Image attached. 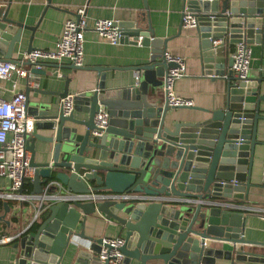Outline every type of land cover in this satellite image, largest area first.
<instances>
[{
	"label": "water",
	"instance_id": "obj_1",
	"mask_svg": "<svg viewBox=\"0 0 264 264\" xmlns=\"http://www.w3.org/2000/svg\"><path fill=\"white\" fill-rule=\"evenodd\" d=\"M12 2L0 0V61H15V47L23 31L36 29L9 16ZM187 4L198 18L205 72L227 79L224 107L213 111L170 107L167 100L164 104L154 100L156 94L151 91L150 99L146 84L154 86L156 77L165 78L175 66L162 54L166 41L156 38L151 25L144 29L135 23L120 24L121 42L132 37L131 43L141 40L152 48L150 63L138 67L144 82L118 90L106 89L102 82L94 91L80 94L77 100L87 106H75V110L86 112L87 120L76 119L74 112L50 114L42 104L26 101L28 113L51 119L53 132L49 138L36 137L53 144L49 160L44 162H36L35 139L26 137L35 170L32 195L43 194L54 179L69 193L110 191L156 199L55 201L34 231L20 234L16 264H62L73 238L83 235L77 233L79 223L96 212L125 230L124 264H216L219 260L264 264V243L244 236L246 217L240 202L248 198L252 186L257 124L263 118L262 80H240L232 70L227 75L233 59L226 58L225 43H213L227 35L235 44L252 38L260 42L264 0H188ZM32 49L31 43L27 51ZM31 71L45 73L34 67ZM68 94L67 87L60 93L62 98ZM100 106L107 110L109 123L94 137ZM172 108L200 110L207 116L168 119ZM80 125L85 126L83 134L78 131ZM23 188L24 183L20 193ZM4 207L11 211L7 201ZM0 221L10 226L6 214L0 215Z\"/></svg>",
	"mask_w": 264,
	"mask_h": 264
},
{
	"label": "crops",
	"instance_id": "obj_2",
	"mask_svg": "<svg viewBox=\"0 0 264 264\" xmlns=\"http://www.w3.org/2000/svg\"><path fill=\"white\" fill-rule=\"evenodd\" d=\"M83 6L87 8L88 23L85 31V65L82 68H75L67 59L61 62L46 61L41 68L45 72L43 74L32 73V67L27 65V69L30 70L27 77L13 74L8 79L0 78V98L12 99L22 95L26 101H30V105L42 104V108L50 111V114H57L61 110L60 93L66 87L69 93L78 97L82 93L94 91L102 82L109 90L139 86L145 78L138 67L150 63L152 48L144 46L141 41L138 44L131 43L132 37L128 42H121L118 45L102 38L94 30V21L110 19L119 24L135 23L136 26L144 29L151 25L156 38L166 41L164 47L166 53L181 57L186 62V75L175 81V93L192 100L194 107L204 110L213 111L224 107L227 79L222 76L213 77L205 72L201 33L198 27H183L185 0H13L9 16L36 28L34 32L26 29L23 31L21 42L15 47L13 58L22 56L31 43L34 48L53 47L63 33L65 21L75 17L77 10ZM261 35L260 42L255 38L246 42L252 47L249 78L262 80L259 94L264 95V19ZM223 41H225L226 58H232L236 44L230 42L228 35ZM220 45L223 44H218ZM162 50L158 52L161 54ZM162 54L164 56V53ZM102 68L105 69L98 70ZM230 71L231 68L227 67V75ZM155 80V87L146 84L149 98H153L150 91L154 92L156 95L153 99L164 104L166 101L164 78L156 77ZM77 97L75 106L86 107L85 102H79ZM28 114L35 117V130L28 135V138L35 139L36 162L47 161L53 144L40 138H49L53 134L52 128L49 127L51 119L44 116L37 117L33 112ZM74 115L79 120L88 119V114L83 110H74ZM260 115L263 118L259 119L257 124L258 143L255 146L250 176L252 186L248 198L240 202L246 217L245 238L264 243V101L260 103ZM206 116L204 111L180 108H172L168 113V119L178 120L199 119ZM78 131L83 134L85 126H78ZM37 136L40 138H36ZM29 152L31 158L32 152ZM26 182H30L31 186L30 193L26 194L32 195L33 177L25 180L24 186ZM9 185L10 180L0 176V193L6 192ZM6 201L11 207L10 212H6L4 207ZM35 204L36 202L0 197V215L6 214V220L10 221V226L0 221L1 232L4 236L14 237L10 242L0 244V264H16L20 257L18 242L21 237L29 231H34L42 221L46 210L33 222ZM23 231L26 232L20 235ZM77 233L83 235L73 238L63 256L62 264H104L99 258L101 245L99 240L103 237H125V230L120 224L106 219L98 212L88 216L83 224L80 222ZM210 244L208 240V245ZM216 264H231V262L219 260Z\"/></svg>",
	"mask_w": 264,
	"mask_h": 264
},
{
	"label": "built area",
	"instance_id": "obj_3",
	"mask_svg": "<svg viewBox=\"0 0 264 264\" xmlns=\"http://www.w3.org/2000/svg\"><path fill=\"white\" fill-rule=\"evenodd\" d=\"M185 0L183 11V27L197 28L198 18L190 10ZM87 8L83 6L77 10L75 17L65 21L63 33L51 48H34L17 57L13 62L0 61V78L8 79L13 74L27 77L30 70L27 65L36 69L43 68L46 61L61 62L69 60L77 67L85 65V31L88 28ZM94 30L110 42L118 45L121 43L123 29L115 20L97 19L94 21ZM141 40H139L140 42ZM138 42V43H139ZM223 39L214 40L215 45L224 44ZM167 62L175 64L169 68L164 78L165 95L170 107L193 106L190 99L178 96L174 91V83L177 79L186 75L187 66L183 58L164 53ZM232 72L234 77L248 81L252 60V47L250 44L240 42L232 53ZM216 77V75H211ZM76 95L69 93L61 99V111L65 116L72 114L75 110ZM26 98L17 95L12 99L0 98V176L10 180L6 192L0 193V197L27 201L35 203L33 222L38 220L44 210L53 202H99L118 201L130 202L132 200L156 199L155 197L142 196L136 193H113L101 191L91 194H75L66 191V188L58 181H50L43 194L29 195L20 193L25 180L34 176V168L30 164V152L26 146V137L35 130V117L29 115L26 110ZM109 123V114L104 107L100 106L95 115L96 129L92 131L94 137H99ZM234 184L237 182L234 181ZM221 184H225L221 182ZM64 187V188H63ZM53 189V190H52ZM55 191V192H54ZM13 236L2 235L0 244L10 242ZM125 237H103L99 251V258L105 264H124L125 255L122 247L125 245Z\"/></svg>",
	"mask_w": 264,
	"mask_h": 264
},
{
	"label": "trees",
	"instance_id": "obj_4",
	"mask_svg": "<svg viewBox=\"0 0 264 264\" xmlns=\"http://www.w3.org/2000/svg\"><path fill=\"white\" fill-rule=\"evenodd\" d=\"M30 191H31L30 182H26V183H25V186H24V188H23V192H25V193H30Z\"/></svg>",
	"mask_w": 264,
	"mask_h": 264
},
{
	"label": "bare ground",
	"instance_id": "obj_5",
	"mask_svg": "<svg viewBox=\"0 0 264 264\" xmlns=\"http://www.w3.org/2000/svg\"><path fill=\"white\" fill-rule=\"evenodd\" d=\"M24 193V192H23Z\"/></svg>",
	"mask_w": 264,
	"mask_h": 264
}]
</instances>
